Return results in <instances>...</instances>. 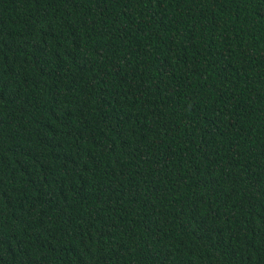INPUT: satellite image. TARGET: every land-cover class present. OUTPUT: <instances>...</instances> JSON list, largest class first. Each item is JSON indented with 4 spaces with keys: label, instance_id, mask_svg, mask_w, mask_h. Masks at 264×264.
<instances>
[{
    "label": "trees",
    "instance_id": "1",
    "mask_svg": "<svg viewBox=\"0 0 264 264\" xmlns=\"http://www.w3.org/2000/svg\"><path fill=\"white\" fill-rule=\"evenodd\" d=\"M0 264H264V0H0Z\"/></svg>",
    "mask_w": 264,
    "mask_h": 264
}]
</instances>
